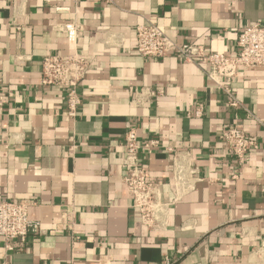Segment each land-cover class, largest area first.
I'll return each mask as SVG.
<instances>
[{"label":"crops","instance_id":"obj_1","mask_svg":"<svg viewBox=\"0 0 264 264\" xmlns=\"http://www.w3.org/2000/svg\"><path fill=\"white\" fill-rule=\"evenodd\" d=\"M146 22L234 55L242 28L264 24V0H0V200L32 199L41 223L12 249L0 238V264H264V66L238 72L231 107L202 66L140 55ZM73 49L94 61L70 117L41 69ZM237 123L259 142L242 166L220 137ZM131 127L157 140L140 154L161 183L157 228L123 181Z\"/></svg>","mask_w":264,"mask_h":264},{"label":"built area","instance_id":"obj_2","mask_svg":"<svg viewBox=\"0 0 264 264\" xmlns=\"http://www.w3.org/2000/svg\"><path fill=\"white\" fill-rule=\"evenodd\" d=\"M79 28L75 23L65 24L69 38L76 37ZM135 39L136 49L144 57L161 59L175 55L186 63L202 66L215 87L228 95V104L235 108L241 107L242 101L233 92V79L242 69L264 66L263 23L242 28L234 55L211 51L203 44L179 42L153 22L137 25ZM93 61V57L76 49L67 53L48 52L42 58L41 84L62 89L70 117L78 114L82 102L79 85L91 69ZM220 137L227 151L241 166L248 160L249 153L259 148L258 140L248 136L238 123L226 127ZM156 146V139H142L136 127L125 132L123 163L126 174L123 181L132 197L133 207L138 211L143 224L149 228L163 225L165 203L161 198V183L149 177L141 166L140 154ZM176 167L178 180H181L178 163ZM32 204V199L0 200V238L9 249L13 248L12 241H25L31 232L41 231L40 221L29 216ZM166 264H170L168 258Z\"/></svg>","mask_w":264,"mask_h":264}]
</instances>
